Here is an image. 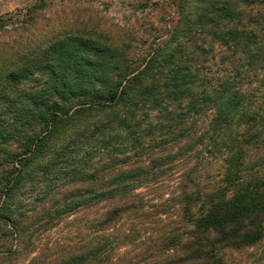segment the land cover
I'll use <instances>...</instances> for the list:
<instances>
[{
	"label": "trees",
	"instance_id": "obj_1",
	"mask_svg": "<svg viewBox=\"0 0 264 264\" xmlns=\"http://www.w3.org/2000/svg\"><path fill=\"white\" fill-rule=\"evenodd\" d=\"M172 3L136 54L96 30L0 49V264H229L264 241V0Z\"/></svg>",
	"mask_w": 264,
	"mask_h": 264
},
{
	"label": "rangeland",
	"instance_id": "obj_2",
	"mask_svg": "<svg viewBox=\"0 0 264 264\" xmlns=\"http://www.w3.org/2000/svg\"><path fill=\"white\" fill-rule=\"evenodd\" d=\"M45 1V8L36 12L34 21L29 25L25 22L29 19V11L35 0H0V21L7 24L5 29L0 31V49L5 47V44L10 46L18 38L28 42L60 33L83 32L87 34L96 30L114 38L126 39L127 42L130 38V54H136L142 43L147 46L155 37L168 36L178 19L172 0ZM218 63L219 58L217 57L216 61L209 64L210 69H216ZM216 168L217 164L215 163L206 165L202 172L203 177ZM162 179L166 181H164L165 183H168L169 180V184L161 188L150 189L147 194L148 204L159 202L161 197L166 198L175 190L170 183L174 179H170L169 176H164ZM84 218L78 217L76 223L81 222ZM166 224H168L167 221L165 224H160L157 231H164L167 228ZM71 225L67 223L61 229L66 231ZM131 225H125V228L128 229ZM138 229L141 230V227ZM82 232L84 231L82 230ZM130 251L131 249H122L120 252ZM28 260V255L17 259L16 254L10 259H4L1 264H27ZM228 263L264 264V241L255 248L230 252Z\"/></svg>",
	"mask_w": 264,
	"mask_h": 264
}]
</instances>
